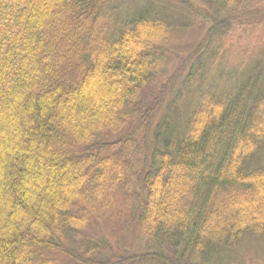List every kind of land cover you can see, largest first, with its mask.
<instances>
[{"label":"trees","instance_id":"1","mask_svg":"<svg viewBox=\"0 0 264 264\" xmlns=\"http://www.w3.org/2000/svg\"><path fill=\"white\" fill-rule=\"evenodd\" d=\"M127 1L0 0V264H264L262 69L199 85L252 0H195L212 20L195 47L161 0L103 18Z\"/></svg>","mask_w":264,"mask_h":264},{"label":"rangeland","instance_id":"2","mask_svg":"<svg viewBox=\"0 0 264 264\" xmlns=\"http://www.w3.org/2000/svg\"><path fill=\"white\" fill-rule=\"evenodd\" d=\"M130 1L123 3L118 2L114 7L110 6L102 14L105 16L103 18L108 19L110 17V19L114 20L115 24L126 18V16L130 17L144 0ZM186 1L192 6V10H181L179 4L170 2L169 0H161V3L167 4L171 13H174V10L181 14L183 13V15L180 16V20L191 25L184 36L183 42L186 45L195 47L200 43L203 37L205 39L207 38L205 31L212 20L208 18V13L200 2L195 0ZM174 6H177V8ZM222 14H219V21L223 19L227 20L230 17L229 14ZM231 18L233 21H230L229 18L228 22H226L227 27L229 26L226 32L221 35H216L218 42L212 46L204 61L203 76L199 83L202 87L206 84L208 85L213 79H216V82L222 87L220 89H223L225 85H232L233 87L239 78L245 75L253 66L262 69V78L264 79V0H252L249 7L235 13ZM221 26L227 28L225 23H222ZM186 56L185 53H180L178 58L175 57L172 65V73L183 66L187 69L190 60L189 62L185 60ZM184 73L185 71L181 73V78ZM178 75L174 76L173 80L175 83L168 84V88L173 87L175 89V87L179 86V80H177ZM167 82L168 80L162 79L154 86L145 87L141 94L142 102L145 105H150L158 89L160 90L163 84ZM174 89L172 93H174ZM197 89L198 88H195L192 91L184 93L182 96L183 99L179 101V114L182 113L181 115H183L185 111H188L193 102L195 90ZM171 97V95L167 97L164 104L169 101ZM159 116L160 113L156 118ZM251 244L249 248L254 249L252 250V255L255 252L256 257H261L264 261V239L255 241Z\"/></svg>","mask_w":264,"mask_h":264}]
</instances>
